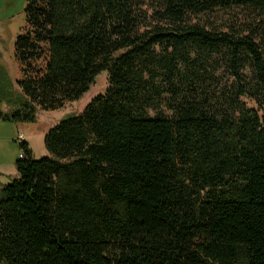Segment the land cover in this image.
<instances>
[{"label":"trees","instance_id":"1","mask_svg":"<svg viewBox=\"0 0 264 264\" xmlns=\"http://www.w3.org/2000/svg\"><path fill=\"white\" fill-rule=\"evenodd\" d=\"M238 7L258 32L191 22ZM214 55L230 114L200 107L181 72ZM13 56L21 99L3 113L0 96L3 122L78 101L102 72L108 85L48 130V157L18 141L0 264H264V116L241 100L264 108V0H26Z\"/></svg>","mask_w":264,"mask_h":264},{"label":"rangeland","instance_id":"2","mask_svg":"<svg viewBox=\"0 0 264 264\" xmlns=\"http://www.w3.org/2000/svg\"><path fill=\"white\" fill-rule=\"evenodd\" d=\"M150 2L148 6L151 5ZM25 5L26 0H0V96L3 113L13 110L12 105H16L21 99L16 81L22 75L19 64L14 59L13 51L16 37L23 31ZM191 22L207 30L242 32L247 35L250 31L254 33L259 31L261 17L252 8L238 7L215 9L209 13L192 16ZM192 64L196 66H190ZM33 67L34 70L41 71L43 61H37ZM181 69L183 70L181 72L185 73L188 78L192 75L196 76L195 73L199 76L197 81L193 82L194 91L192 93L195 94V100L200 107L215 114L232 112L236 84L224 60L215 55L212 58L205 56L202 61H190L185 68L181 66ZM32 71L33 69L29 70V75L35 76ZM107 85L106 72H102L96 77L87 93L78 101L66 104L62 109L36 110L33 122L0 121V187L9 184L18 176L15 161L19 159L20 154L17 141L20 135L26 139L35 159L48 157L44 146V138L48 130L60 120L80 113L92 97L105 92ZM241 100L264 116V108H259L254 101L248 98ZM160 111L169 116L172 114L166 108ZM150 114L153 115L154 112Z\"/></svg>","mask_w":264,"mask_h":264},{"label":"built area","instance_id":"3","mask_svg":"<svg viewBox=\"0 0 264 264\" xmlns=\"http://www.w3.org/2000/svg\"><path fill=\"white\" fill-rule=\"evenodd\" d=\"M21 140H24V137H23L22 135H20V136L18 137V140H17V141H21Z\"/></svg>","mask_w":264,"mask_h":264},{"label":"crops","instance_id":"4","mask_svg":"<svg viewBox=\"0 0 264 264\" xmlns=\"http://www.w3.org/2000/svg\"><path fill=\"white\" fill-rule=\"evenodd\" d=\"M25 139V138H24ZM25 141H26V139H25Z\"/></svg>","mask_w":264,"mask_h":264}]
</instances>
